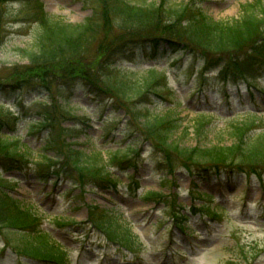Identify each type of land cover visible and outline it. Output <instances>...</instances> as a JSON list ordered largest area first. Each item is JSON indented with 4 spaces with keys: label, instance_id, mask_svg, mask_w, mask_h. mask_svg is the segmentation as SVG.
<instances>
[{
    "label": "rangeland",
    "instance_id": "rangeland-1",
    "mask_svg": "<svg viewBox=\"0 0 264 264\" xmlns=\"http://www.w3.org/2000/svg\"><path fill=\"white\" fill-rule=\"evenodd\" d=\"M126 1L142 7L162 6L158 22L162 26L169 23L162 15L168 16L173 9H181L192 1L208 17L231 23L239 20L243 6L254 0H164V5L163 0ZM42 3L51 18L75 25L91 18L98 7L94 0H42ZM262 3L264 7V0ZM35 4L28 7V1L24 4L22 0H8L3 4L0 0V85L16 81L9 78L10 70L28 63L22 51L33 48L40 31L31 11ZM7 10L10 15H5ZM257 10L261 12V8ZM105 30L103 25L100 34L104 35ZM152 45L149 40H140L132 54L118 65L129 79L141 82L150 69L165 72L172 95L167 88L160 92L167 101L155 94L140 97L133 93L126 105L113 106L109 96L78 83L71 96L58 100L55 108L57 112L59 107L69 117L91 120L78 128L85 134L67 140L69 145L73 144L69 149L81 152L84 164L107 166L118 181L116 190L89 185L81 192L72 184L69 178L78 179V174L62 165L70 150L64 148L61 154L57 147L47 144L50 131L38 128L40 115L51 108V100L46 89L36 85L20 89L0 86V117L20 118L16 134L8 123L2 136L12 144L17 143L27 161L23 170L2 173L0 183L7 187L9 197L35 214L42 233L68 253L66 264H264V182L260 183L255 176L248 179L236 170L230 177L223 173L222 177L213 175L202 180L196 174L189 175L180 165L174 175L169 174L163 167L164 153L140 135V130L144 132V118L135 123L129 120L130 109L136 107L143 108L145 113L149 110L151 117L172 115L180 125L172 141L181 149L229 147L237 143L235 126L255 117L264 118V77L257 82L261 86V91H257L242 79L230 77V81H223L219 69L205 72L206 61L202 58L178 59L167 54L171 50L165 42L159 44L165 54L151 59ZM240 56L233 60L239 61ZM55 121L61 122L58 130L60 127L73 130L79 125L72 119L55 118ZM257 134L256 131L251 135ZM114 156L117 159L128 156L129 162L113 164ZM41 177L45 179L40 180ZM193 189L211 197L212 209L216 207L217 215L223 214V219L213 220L203 214L193 216L189 209L204 205L202 200L195 202ZM154 192L160 193L162 200L156 204L146 202L144 197ZM92 209L100 215L99 219L107 220V215L130 231L133 251L121 248L95 228L89 214ZM180 209L188 216L186 223L181 222L186 234L174 222V212ZM21 241L20 236H0V264H47L20 256L13 245L20 247Z\"/></svg>",
    "mask_w": 264,
    "mask_h": 264
},
{
    "label": "trees",
    "instance_id": "trees-1",
    "mask_svg": "<svg viewBox=\"0 0 264 264\" xmlns=\"http://www.w3.org/2000/svg\"><path fill=\"white\" fill-rule=\"evenodd\" d=\"M2 1L4 4L8 0ZM22 1L24 4L28 1V7L33 2L36 3L31 11L35 14L33 20L40 26V31L35 37L33 48L22 51L27 65L18 66L9 72V78H15L16 81L0 86L20 89L23 86L36 85L46 89L51 108L41 113L38 126L39 129L50 131L48 144L57 147L61 154H64V148L71 147V144L67 143L68 139L84 134V131L78 128L86 122L85 118L69 117L64 111H59V107L57 112L55 110L58 100L69 98L78 83L82 82L92 91L103 95L108 96L111 93L114 95L111 97V104L114 106L126 105V101L132 100L133 93L140 97L150 93L162 98L160 89L167 88L163 73L151 70L141 82L129 79L118 67V61L140 40L152 41L154 50L160 42H166L174 52H189L193 55L199 53L208 60L207 68L220 66L223 69L222 75H246L247 70L249 73L264 65L263 0H254L244 5L241 18L231 23L215 21L192 1L181 9H173L168 16L162 15L169 19V23L162 26L158 25L161 17L159 9H162V6L142 7L126 0H94L98 7L95 8L93 16L83 24L75 25L49 17L44 11L42 0ZM164 3L163 0L162 4ZM259 8L261 12L257 10ZM10 14L8 10L5 13ZM103 25L106 30L104 35H101L100 28ZM118 31L121 33L118 34ZM94 46L96 48L92 53ZM238 55H241V59L233 60ZM254 86L258 88L257 85ZM130 111L131 120L139 121L144 118L143 135L155 149L166 155L165 165L171 171H174L177 162L191 174L195 171L198 174L207 173V168L211 167H239L242 171L248 169L250 173L258 176L264 171V132L256 136L248 134L258 122L257 118L235 126L237 143L232 146L181 149L172 141L173 133L180 127L172 115L151 117L149 110L145 113L143 108L139 110L138 107ZM55 118H62L64 121L72 119L79 125L73 130L61 127L58 130L57 125L60 126L61 122L57 123ZM18 121L16 115L0 117L2 172L23 170L24 164L27 163L17 149L18 144H12L2 136L3 127L8 123L11 132L15 133ZM82 156L81 152L70 150L65 165L62 164L64 168H70L69 171L78 174V179L72 178L75 186L116 188V179L107 166L84 164ZM111 161L116 164L127 160L125 157H114ZM52 164L57 165L56 162ZM6 191L7 187L0 183V193L4 195L0 194V235L20 236L23 247H13L25 258L42 263L64 264L67 259L64 249L42 233L39 229V219L29 210L22 208L18 201L9 197ZM156 197L159 195L150 194L146 200H155ZM92 210L91 218L99 229L105 231L110 239L119 240L125 246L129 245V230H124L116 219L109 220L107 215V220L104 217L99 219L97 211Z\"/></svg>",
    "mask_w": 264,
    "mask_h": 264
}]
</instances>
